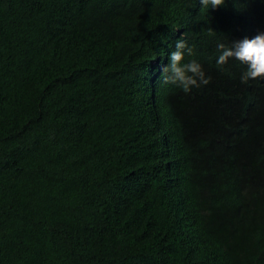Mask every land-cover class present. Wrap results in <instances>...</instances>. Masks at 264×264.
<instances>
[{
  "label": "trees",
  "instance_id": "16d2710c",
  "mask_svg": "<svg viewBox=\"0 0 264 264\" xmlns=\"http://www.w3.org/2000/svg\"><path fill=\"white\" fill-rule=\"evenodd\" d=\"M260 32V0H0V264H264V79L216 64Z\"/></svg>",
  "mask_w": 264,
  "mask_h": 264
},
{
  "label": "clouds",
  "instance_id": "9594fccd",
  "mask_svg": "<svg viewBox=\"0 0 264 264\" xmlns=\"http://www.w3.org/2000/svg\"><path fill=\"white\" fill-rule=\"evenodd\" d=\"M264 7V0H260ZM204 8L215 9L224 5L225 0H199ZM212 29L209 32L212 33ZM217 49L220 52L216 59L218 66L225 65L230 58H234L247 66L246 71L241 75V82L247 83L250 79H264V32H260L253 38L247 37L233 41L231 46L218 43ZM185 54L193 55V48L180 39L176 42L175 50L170 54V63L162 68L165 73L163 82L181 87L185 93L191 91L192 87L207 85L211 81L206 76L200 63L191 60L185 63Z\"/></svg>",
  "mask_w": 264,
  "mask_h": 264
}]
</instances>
